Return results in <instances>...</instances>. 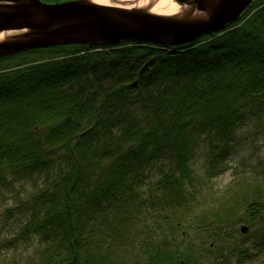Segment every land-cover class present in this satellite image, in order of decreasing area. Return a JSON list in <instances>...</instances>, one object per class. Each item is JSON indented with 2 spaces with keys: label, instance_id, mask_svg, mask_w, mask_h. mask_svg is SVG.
Returning <instances> with one entry per match:
<instances>
[{
  "label": "trees",
  "instance_id": "16d2710c",
  "mask_svg": "<svg viewBox=\"0 0 264 264\" xmlns=\"http://www.w3.org/2000/svg\"><path fill=\"white\" fill-rule=\"evenodd\" d=\"M262 105L264 0L188 44H65L7 55L0 58V197L27 176L42 175L45 186L22 202L31 216L20 236L42 233L40 264H100L96 252L106 250L107 235L94 228L93 216L86 220L87 210L112 199L162 211L193 180L195 146H227L248 112ZM163 156L173 167L160 171L142 198L146 169ZM252 195L243 214L249 228L264 220V195ZM232 211L211 209L201 226L212 222L219 235L230 227L224 215L229 223L237 218ZM165 221L171 241L144 244L145 264H204L174 247L184 229ZM227 248L222 264L236 253Z\"/></svg>",
  "mask_w": 264,
  "mask_h": 264
},
{
  "label": "rangeland",
  "instance_id": "374dc122",
  "mask_svg": "<svg viewBox=\"0 0 264 264\" xmlns=\"http://www.w3.org/2000/svg\"><path fill=\"white\" fill-rule=\"evenodd\" d=\"M235 130L227 146L214 149L205 140L195 146L191 160L193 180L172 198L173 203L165 202L162 211L156 207L146 210L112 199L94 213L87 210L86 220L93 216L90 222L95 223L94 228L103 229L107 235L106 250L96 252L99 263L145 264L148 254L144 244L152 243L153 238L171 241L165 221L169 218L184 229L183 237L180 231L176 232L174 247L194 252L204 264H222V252L230 250L228 245L236 253L223 264H264V220L249 228L246 234L240 232V227L246 224L243 221L245 198H252L253 193L264 195V105L252 108ZM173 164L169 156L150 164L141 190L142 198L148 192L147 187L152 188L160 171H167ZM44 186L43 176L34 175L3 191L0 197V264H40L42 261L45 244L42 233L30 231L31 234L21 237L20 231L31 216V209L22 206V202ZM77 200L85 201V197L78 194ZM232 208L237 218L229 223V215H224L230 226L225 232L218 235L212 222L201 226L207 211L215 209L227 214ZM251 232L257 233L254 241L248 236Z\"/></svg>",
  "mask_w": 264,
  "mask_h": 264
},
{
  "label": "water",
  "instance_id": "95a60500",
  "mask_svg": "<svg viewBox=\"0 0 264 264\" xmlns=\"http://www.w3.org/2000/svg\"><path fill=\"white\" fill-rule=\"evenodd\" d=\"M253 0H173L177 14L117 8L95 0H0V56L50 45H113L143 41L163 46L195 42L235 22ZM242 233L248 231L241 226Z\"/></svg>",
  "mask_w": 264,
  "mask_h": 264
},
{
  "label": "bare ground",
  "instance_id": "6f19581e",
  "mask_svg": "<svg viewBox=\"0 0 264 264\" xmlns=\"http://www.w3.org/2000/svg\"><path fill=\"white\" fill-rule=\"evenodd\" d=\"M95 2L117 8H144L159 15H175L180 9H182V7L173 2V0H95ZM7 35L8 33L5 32L0 33V41L5 40ZM61 45H50L47 47ZM2 57L5 56H0V58Z\"/></svg>",
  "mask_w": 264,
  "mask_h": 264
}]
</instances>
